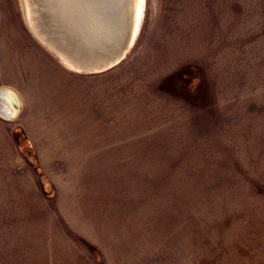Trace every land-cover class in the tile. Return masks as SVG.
<instances>
[{"label":"rangeland","instance_id":"1","mask_svg":"<svg viewBox=\"0 0 264 264\" xmlns=\"http://www.w3.org/2000/svg\"><path fill=\"white\" fill-rule=\"evenodd\" d=\"M0 86V264H264V0H144L94 75L0 0Z\"/></svg>","mask_w":264,"mask_h":264},{"label":"water","instance_id":"2","mask_svg":"<svg viewBox=\"0 0 264 264\" xmlns=\"http://www.w3.org/2000/svg\"><path fill=\"white\" fill-rule=\"evenodd\" d=\"M27 27L66 69L94 75L123 62L143 16L141 0H20ZM19 95L0 86V117L15 120Z\"/></svg>","mask_w":264,"mask_h":264},{"label":"bare ground","instance_id":"3","mask_svg":"<svg viewBox=\"0 0 264 264\" xmlns=\"http://www.w3.org/2000/svg\"><path fill=\"white\" fill-rule=\"evenodd\" d=\"M141 2H142L143 9H144V0H141Z\"/></svg>","mask_w":264,"mask_h":264}]
</instances>
